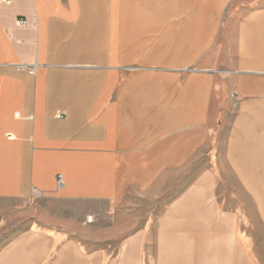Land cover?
Returning <instances> with one entry per match:
<instances>
[{"label":"crops","instance_id":"0c3cea01","mask_svg":"<svg viewBox=\"0 0 264 264\" xmlns=\"http://www.w3.org/2000/svg\"><path fill=\"white\" fill-rule=\"evenodd\" d=\"M231 79L227 94L241 100L227 121L212 81ZM227 122L217 151L235 175L264 176V0H0V200L43 195L109 213L166 175L197 176L170 202L161 264H247L232 239L212 248L188 211L205 207L196 191L210 199L212 141ZM199 160L209 164L195 173ZM106 257L57 231L0 247V264H142L132 243L118 262Z\"/></svg>","mask_w":264,"mask_h":264},{"label":"rangeland","instance_id":"374dc122","mask_svg":"<svg viewBox=\"0 0 264 264\" xmlns=\"http://www.w3.org/2000/svg\"><path fill=\"white\" fill-rule=\"evenodd\" d=\"M232 3L228 4L224 19L233 17L229 10ZM170 7H176V3L164 1V8ZM232 79L212 81V84L216 83L212 88L225 91L226 100L230 102L227 107V121L234 115L241 100L237 95L231 94L230 97L227 94L234 86ZM228 124L227 122L220 127L222 140H218L217 136L213 137L214 142L212 141L214 152L210 166L215 175H212L206 184L210 185V199L207 201L206 195L204 197L196 191L194 202L205 199V207H193L188 211L190 215L196 214L202 229L210 231V236L205 238L211 237L212 248L218 243L226 246L232 239L237 253L247 264H264V176L235 175L228 156L218 152L225 146L223 139L228 135ZM218 142H221L220 146ZM208 164L207 160L196 161L193 171L198 173ZM202 179L204 180L197 176L166 175L152 192L131 194L124 202L127 207L111 210L109 213L98 203L61 200L43 195L2 199L0 247L25 230L57 231L74 237L88 250L102 252L107 256V260L114 258V261L118 262L122 248L132 243L137 258L140 255L142 264H161L167 259L163 255L166 245L170 244V221L166 219L170 202L176 195H181L193 181L192 186L198 187L197 183ZM220 218L221 220L217 221ZM220 223L225 225V234L219 227ZM146 229L148 233L144 240L142 233ZM225 258L227 261L234 259ZM195 259L199 261L201 258ZM211 260L212 263H219L217 258L212 257Z\"/></svg>","mask_w":264,"mask_h":264},{"label":"built area","instance_id":"2783aa9c","mask_svg":"<svg viewBox=\"0 0 264 264\" xmlns=\"http://www.w3.org/2000/svg\"><path fill=\"white\" fill-rule=\"evenodd\" d=\"M2 2L6 3V4H11L12 2H14V0H2ZM20 23H24V21L23 20H20ZM29 72L31 74H34V69H30ZM63 183H64L63 179L61 178V176H59V178H58V184H59V186H62Z\"/></svg>","mask_w":264,"mask_h":264}]
</instances>
